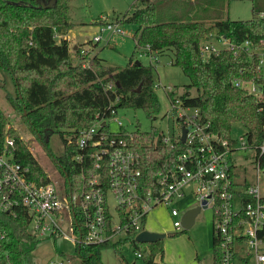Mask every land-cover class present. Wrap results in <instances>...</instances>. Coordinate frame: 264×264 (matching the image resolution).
Wrapping results in <instances>:
<instances>
[{"label":"trees","instance_id":"16d2710c","mask_svg":"<svg viewBox=\"0 0 264 264\" xmlns=\"http://www.w3.org/2000/svg\"><path fill=\"white\" fill-rule=\"evenodd\" d=\"M231 0H137L120 21L136 24V49L146 54L173 53L172 63L180 66L190 79L179 97L184 106L198 107L213 130L236 145L231 127L241 122L247 143L258 145L264 137V73L257 70L255 58L240 51L222 50L204 60L200 42L209 34H222L240 43L249 40L253 48L264 40V0H250L252 16L233 20L226 17ZM70 0H56L51 7H41L38 0H0V69L14 77L16 94L7 96L24 124L37 135L53 162L68 176L69 192L80 191L92 169L85 157L74 156L80 149L67 143L66 136L89 128L99 117H110L120 108H144L152 119L160 110L153 65L131 60L121 68L107 65L98 55L83 54L79 45L74 52L65 35L73 26L69 15ZM88 58V59H87ZM237 78L252 79L261 87L259 95L247 93L235 85ZM137 90V88H139ZM191 88L197 93L192 94ZM169 98L173 100V94ZM8 118L0 108V148L9 135L15 139L17 161L31 167L42 182L49 179L20 135L8 127ZM124 131H127L123 127ZM61 134L63 150L55 154L47 132ZM155 127L135 131L131 146L141 155L143 182L156 184L157 175L178 157L183 143ZM264 168V155L260 159ZM148 189V188H146ZM40 238L30 231V216L19 208L0 213V264H34L29 258ZM145 264H167L163 240L140 243L133 239ZM119 244L76 245L82 264H103V248ZM220 247L214 237V264L220 262ZM125 261L124 258H122ZM64 264H70L64 262Z\"/></svg>","mask_w":264,"mask_h":264},{"label":"built area","instance_id":"2783aa9c","mask_svg":"<svg viewBox=\"0 0 264 264\" xmlns=\"http://www.w3.org/2000/svg\"><path fill=\"white\" fill-rule=\"evenodd\" d=\"M261 15L264 17V12ZM97 26L95 42L101 41L106 32H126L120 22L108 18L98 21ZM261 44L253 48L249 40L236 43L225 35L211 33L200 42V51L204 60L222 50L235 54L244 51L255 58L257 70L264 73V40ZM147 55L156 58L154 53ZM235 85L250 94L261 93V87L252 79L237 78ZM167 88L168 93L175 92L174 87ZM172 97V114L177 115L180 130L177 134H165V141L170 143L174 137L184 146L175 162L158 173L156 184L147 187L143 182L141 155L129 141L132 133L123 130L120 120V130H111L108 120L114 113L99 117L76 135L66 136L67 143H74L80 149L74 158L85 157L86 168L92 169L77 192H69L68 176L55 163L58 178L45 171L49 180L42 182L30 166L16 160L15 139L8 135L0 148V213L16 215L19 208L25 209L30 216V231L40 239L64 234L76 245L122 246L133 244V239L148 229L145 223L150 212L161 205L169 207L174 228L184 229L183 212L174 201L187 196L195 186L193 192L199 204L206 200V208L214 210V234L221 252L217 264H264V193L259 174L264 173L260 165L264 137L258 145L251 146L244 134L236 145L231 144L213 130L200 108L184 106L176 92ZM183 128L187 129L184 142ZM238 150L254 154V168L258 172L254 182L237 178ZM65 225L72 229V236L64 233ZM136 254L141 257V252ZM50 264H64V261H50Z\"/></svg>","mask_w":264,"mask_h":264},{"label":"rangeland","instance_id":"374dc122","mask_svg":"<svg viewBox=\"0 0 264 264\" xmlns=\"http://www.w3.org/2000/svg\"><path fill=\"white\" fill-rule=\"evenodd\" d=\"M47 2L48 0H44ZM137 0H70L69 15L73 22L69 30L71 38L70 46L75 54L73 45L81 44L89 56L98 55L105 64L125 67L133 61H140L145 65H153L152 72L156 85L160 110L156 118L152 119L144 108L125 107L111 117L108 122L112 131H119L118 120L122 121L123 127L129 133L135 131H149L155 127L164 134H177L180 125L176 121L177 115L172 114V105L168 95V88L175 89L177 94H181L189 84L190 79L180 66L172 63L173 53L159 54L156 58L150 57L140 49H136L134 33L136 24L120 21L123 14L130 12ZM226 17L233 20L249 19L252 16V3L250 0H231ZM108 18L120 22L125 33L103 34V39L99 42L93 40L98 29V21ZM83 53L87 56V53ZM155 54V53H154ZM78 59L81 55H76ZM88 59V58H87ZM191 93L196 94L197 89L191 88ZM16 94V85L13 75L5 69H0V108L8 118V127H12L20 138L27 144L38 162L45 171L54 178H58L55 173L56 167L53 159L44 149L37 135L24 124L21 115L9 104L7 96ZM246 128L241 122L233 123L231 135L235 139L245 134ZM49 144L55 154H60L63 150L61 134L56 131L47 132ZM254 154L245 150L236 152L235 171L237 178H246L248 183L257 180V170L254 168ZM261 175V188L264 193V173ZM194 189L187 193V196L176 199V205L184 213L186 210L195 207L199 201L195 198ZM111 202L114 203L111 197ZM216 218L212 207L202 209L196 218L194 225L190 228L176 230L173 226V218L169 213V207L161 205L154 208L145 223V227L151 230L164 232L163 257H158L160 262L163 258L171 264H214V225ZM64 233L73 235L72 229L65 225L62 227ZM125 259V261L122 260ZM101 259L103 264H145L143 258L138 257L134 244L126 243L118 246L117 250L113 246L102 249ZM29 260L34 264H50V261L59 262L63 260L70 264H82L77 255L76 244L64 234L57 237L41 238L36 249L30 254Z\"/></svg>","mask_w":264,"mask_h":264},{"label":"water","instance_id":"95a60500","mask_svg":"<svg viewBox=\"0 0 264 264\" xmlns=\"http://www.w3.org/2000/svg\"><path fill=\"white\" fill-rule=\"evenodd\" d=\"M40 3L41 7H51L55 4L56 0H48L47 2H45L44 0H38ZM137 63H140V61H136ZM139 88H137V90H139ZM186 133H187V129L183 128V134L181 137V140L184 142L186 139ZM206 200L203 202V205L198 204L195 207H192L188 210H186L183 213L182 216V223H183V227L184 228H190L194 225L197 216L199 215V213L202 211V209H205L206 206ZM166 233L164 232H159V231H155V230H143L141 231L137 236H136V241L140 242V243H151V242H156L158 240H163L166 237Z\"/></svg>","mask_w":264,"mask_h":264},{"label":"crops","instance_id":"0c3cea01","mask_svg":"<svg viewBox=\"0 0 264 264\" xmlns=\"http://www.w3.org/2000/svg\"><path fill=\"white\" fill-rule=\"evenodd\" d=\"M65 38H67V39L69 40V42L71 41V38H70L69 32L65 35ZM79 45L81 46V44H79V43H78V45H77V44H76V45H73V49H76L77 46H79ZM154 55L157 57V56L159 55V53L156 52ZM163 260H164L165 263H167V264H171V263H170L168 260H166L165 258H163ZM162 262H163V261H162Z\"/></svg>","mask_w":264,"mask_h":264}]
</instances>
